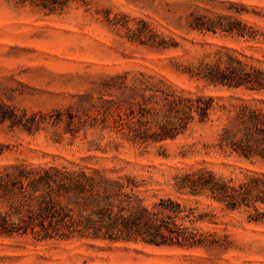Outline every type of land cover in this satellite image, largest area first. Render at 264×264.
<instances>
[{"label":"rangeland","instance_id":"1","mask_svg":"<svg viewBox=\"0 0 264 264\" xmlns=\"http://www.w3.org/2000/svg\"><path fill=\"white\" fill-rule=\"evenodd\" d=\"M230 3L247 9L235 18L264 34V0H84L54 13L28 0H0V102L45 119L32 134L0 124V143L11 148L0 164L20 160L119 169L142 183L139 190L147 204L171 197L197 206L213 215L198 227L226 235L230 242L227 251L214 254L140 242L28 235L0 238V264H264V217L252 222L251 211H227L209 200L180 197L172 189L173 176L190 168L234 182L264 174V162L245 160L215 145V133L233 106L247 103L264 109V92L204 86L176 71L224 50L264 69V36L251 40L187 29L191 12L227 15ZM141 22L176 46L155 51L134 42ZM138 73L163 80L177 95L211 97L209 120L193 124L174 140L146 148L130 145L113 121L120 113L124 122H131L125 117L131 93L118 87V78L125 76L131 86ZM107 107L110 113L104 116Z\"/></svg>","mask_w":264,"mask_h":264},{"label":"trees","instance_id":"2","mask_svg":"<svg viewBox=\"0 0 264 264\" xmlns=\"http://www.w3.org/2000/svg\"><path fill=\"white\" fill-rule=\"evenodd\" d=\"M21 3L27 0H19ZM30 4L54 13L69 2L84 0H28ZM229 14L193 11L187 29L198 33L221 32L257 40L264 36L235 18L247 12L241 5L229 4ZM134 42L155 51L176 45L141 22L133 34ZM176 71L190 81L228 90L264 92V69L250 65L230 52L216 51L197 64ZM131 86L118 78V87L131 93L126 118L117 114L116 132L132 146L146 148L174 140L193 125H203L214 109L211 97L177 95L163 80L137 74ZM264 104V102H260ZM104 110V116L110 113ZM122 105L116 106L121 110ZM56 120H60L57 113ZM39 113L27 115L0 102V124L27 134L39 130L44 122ZM73 117L69 116V122ZM215 145L245 160L264 162V109L241 103L215 133ZM115 151L118 146H115ZM0 143V157L10 152ZM109 167H67L34 165L14 160L0 164V238L32 236L39 240L89 239L109 242H140L153 247L203 249L219 254L230 246L228 236L205 231L198 224L210 222L213 215L171 197L147 204L141 196L142 183L130 174ZM173 192L186 198L205 199L227 211L245 210L252 222L264 217V174L251 173L234 182L204 168H190L172 178Z\"/></svg>","mask_w":264,"mask_h":264}]
</instances>
